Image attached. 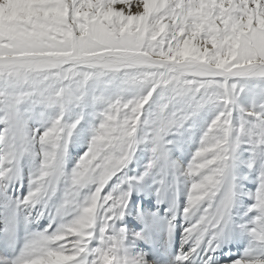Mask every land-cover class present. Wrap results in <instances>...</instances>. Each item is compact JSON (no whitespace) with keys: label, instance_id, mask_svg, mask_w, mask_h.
Wrapping results in <instances>:
<instances>
[{"label":"bare ground","instance_id":"6f19581e","mask_svg":"<svg viewBox=\"0 0 264 264\" xmlns=\"http://www.w3.org/2000/svg\"><path fill=\"white\" fill-rule=\"evenodd\" d=\"M65 1L67 19L70 21L73 32L83 34L89 27L95 33L101 34L109 47L117 43L105 36L103 30L107 29L111 21L131 19L134 9L140 5V0H88V3H81L78 0ZM143 1L147 3L150 0ZM157 2L163 4L161 9L154 13L150 12L149 15L153 17L158 15L162 19L168 34L175 39L176 44L172 49L164 40L154 38L153 42L148 41L145 44L144 55L149 59L166 61L168 69L172 68L169 64L175 62L190 63V61L205 60L214 71L204 72L214 74L217 67L223 65L214 59L218 58L215 52L219 41L218 26L210 27L211 30H208L204 19L202 23L196 24L193 15L196 12L200 13L202 8L192 11L186 19L179 20L178 17V11L184 7L198 8L202 1L191 3L184 0H158ZM223 4L232 12L231 2ZM99 6L106 8L107 15L98 22L89 14L96 16ZM168 10H173L174 13L170 15L167 13ZM241 11L242 14L231 15L232 27L236 30V33L232 35L235 37L238 34L244 39L249 38L246 44L250 48L247 50L249 53L239 49L242 52L238 56L242 55L243 60L238 63L242 65L252 62L263 63L264 17L260 16L257 9H250L249 4L244 5ZM143 18L147 23L150 22L144 14ZM219 23L223 25V28H227L225 20ZM58 35L54 36L57 41L60 40ZM235 40H237L236 37ZM235 40H232L233 44L236 43ZM121 43L128 45V41ZM57 46L62 47L64 44L61 42ZM224 56L232 61V54H224ZM226 73L212 81L221 93L225 89L229 91L232 82L236 80L235 77H230L231 71ZM155 87V85L151 86L149 91L153 92ZM230 94L231 91H229ZM194 100L189 101L191 109L200 106V98L195 102ZM234 103L238 101L234 100ZM210 106L206 109L205 116L191 114L190 122L183 124L180 123V116L171 114V111L168 114L140 115L139 120L141 118V122H145L146 127L140 129L136 141L130 147L125 143L128 134L126 130H123L120 117L114 118L102 109L85 108L80 125L76 131H73L75 136L70 135V139L66 140L68 143L72 140L75 144L66 145V141L64 142V157L68 162L65 166L74 168L73 165H75L74 169L76 173H79L82 165L89 166L95 162L93 158L97 160L98 156L99 158L105 156L101 160L109 158L110 163L104 167V170L98 172L99 179H97L101 181L100 185H104L102 192L106 188L108 179L113 175H118L117 177L121 179L125 178L123 181L129 184L125 189H119L121 193L118 195L115 194L119 191L114 190L115 184L109 185L102 200L100 196L90 192V198H87L88 205L83 206L85 213L79 216L80 205L82 203L86 205V198L81 200L83 196L86 197L85 182L82 179L73 181L69 174L71 169H63L67 180L61 184L62 190L55 188V191L57 190L66 198L69 188L75 187L63 208L70 209L69 214H72L70 221L74 224L69 232L61 228L68 219L61 218L62 216L58 213L59 202L64 201L63 199L60 201L52 199L56 212L37 208L28 211L25 206L31 200H41L40 192L35 191L32 198L27 197V204L24 202L9 204L7 200L1 198L0 193V204L4 203V206L0 205V254L6 255L4 247L7 244L13 245L11 253L16 244H20V253L13 258L15 263L21 262L22 256L25 255L24 259H27L25 262L34 256L30 261L31 264H67L73 261L67 259L72 256L68 253L76 251L74 261L77 264L82 261H88L87 264H108V262L100 261L101 255L98 251L103 250L106 257L111 258V254L116 256L113 251L109 253L106 248L108 244L105 243V246L101 247V241L106 238L112 239V242L117 241L116 233L109 232L115 227L117 234L120 235L123 250L121 254L124 252L123 258L126 264H264V137L263 144L257 141H254V144L240 141L236 132H240L241 127L237 126L238 131L234 129L233 110L230 109L223 114V117H219L216 114L217 103L215 105L212 103ZM250 112L264 136L262 124L264 114H255L257 109L253 108ZM57 117L59 118V115ZM28 118L29 121H33L31 115H28ZM42 124H40L41 127H44ZM36 130L38 134H43L40 126ZM199 132L203 134L201 137H196V133ZM221 149L226 150L221 152ZM35 150L36 158L42 162L46 158L42 147L38 146ZM87 157L91 158L87 160ZM206 158H208L207 161H204ZM82 160L85 161L81 163ZM30 162L37 165L36 160ZM187 164L188 167L185 166ZM5 168V163L0 160V169L5 170ZM30 168L32 167L29 166ZM73 173L75 176L81 175ZM37 175L40 176L39 172ZM48 176L47 178H50V175ZM11 177L12 175H9L7 182ZM15 179L16 177L12 180V186L15 185L14 183L20 186L22 181L20 184L18 179L20 180L21 177ZM25 179L29 180L27 176ZM6 183L3 184L0 179V191L1 185L5 188ZM32 183L36 187L39 185V182ZM26 184L27 186L20 191L22 194L17 193L21 197L26 193L25 189L29 182ZM42 185L45 187V182H41L40 186ZM52 185L49 184L46 189H42L44 192L49 191L48 197L52 195ZM17 186L14 191L21 189L17 190ZM30 194L31 191H28L27 195ZM166 194H169V203ZM112 201L119 205L114 207L117 219L105 231L101 223L112 218L110 216L113 215L110 214L113 211ZM50 202H47L48 206ZM121 202L123 203L120 206ZM105 204H108V213L102 219L99 214L106 207ZM91 206L96 208L94 215H92ZM18 213L21 214L22 225L28 222L33 226L31 230L23 226L20 236L17 235L15 226L16 219L19 217ZM36 213L38 216L43 215L44 219L38 218ZM55 219L58 220L57 224L54 223ZM94 226L95 231L92 230ZM98 227L100 231H105L100 237L97 236ZM86 228L88 238L80 234L73 239L70 235H78ZM4 233H9L10 239H5ZM56 236L60 240L67 237L68 241H64L63 245L60 241L58 243L53 241L52 247L56 245L59 247L54 250L57 257H52L50 250L46 248V252H49L46 253L43 251L45 245L41 244ZM171 237L176 238L179 243L176 253L171 252L169 244ZM69 243L71 250L65 253L64 248ZM95 244L100 247L94 253ZM87 248L89 251L82 254V251ZM153 256H155L154 259ZM121 257H119L120 260Z\"/></svg>","mask_w":264,"mask_h":264},{"label":"rangeland","instance_id":"374dc122","mask_svg":"<svg viewBox=\"0 0 264 264\" xmlns=\"http://www.w3.org/2000/svg\"><path fill=\"white\" fill-rule=\"evenodd\" d=\"M78 1L88 3V0ZM157 1L150 0L146 3L140 0V5L134 9L131 19L109 22L107 29L103 30L104 34L117 43L109 47L103 36L95 33L89 27L83 34L73 32L70 21L67 19L65 0H58V2L57 0H0V160L6 165L5 170L0 169V179L3 184L7 182L9 175H12L5 188L1 185L0 193L3 200H7L9 204L13 202L26 203L27 197L32 198L36 191L41 193V200L29 201V206L26 205L25 209L33 211L37 208L38 210L56 212V206L52 199L59 201L63 199L64 201L59 202L58 213L62 216L61 218L68 219L61 228L69 232L74 224L70 221L72 214H69L70 209L64 210L63 208L75 187L69 188L66 198L57 190L55 191V188L62 190L61 184L67 180L63 169H71L69 174L73 181L82 179L85 182L86 197L83 196L81 200L86 198V205L82 203L80 207L76 206L81 208L79 216L85 213L83 206L87 207L89 202L87 198H90V192L97 194L102 200L109 185L114 183V190L126 188L129 183L123 181L125 178L122 176L124 179H121L117 177L118 175H113L108 179L107 185L105 184L106 188L102 192L104 185H100L101 181L97 179H99L98 172L104 170V167L110 163L109 158L103 159L105 163L101 160L105 156H100V158L98 156L97 160L91 156L95 162L89 166L82 165L79 173H76L75 165H73L74 168L65 166L68 162L64 157V142L70 139V135H74L73 131H76L80 125L84 110L88 107L102 109L103 112L114 118L120 117L123 130H126L128 134L125 142L128 147L136 141L140 129L146 127L145 122H141V118L139 120L140 115L168 114L171 111V114L180 116V123L183 124L190 122L191 114L205 116L206 109L211 107L212 103L214 105L217 103L216 114L219 117H223V114L230 109L233 110L234 129L238 131L237 126L241 127V131L236 132L240 141L252 144L257 141L259 144H263V133L251 117L250 110L251 108L257 109L255 114H264V62L239 64L243 60L242 55L238 56L242 52L240 50L249 53L247 50L250 47L248 48L246 44L249 38L244 39L237 34L235 36L237 40H235L232 33H236V30L232 27L230 18L235 13L242 14L241 9H244L246 4H249L250 9H257L260 16L264 17V0H184L191 3L202 1V4L198 8L184 7L178 11L179 20L186 19L192 11L202 8L200 13L196 12L193 15L196 24L202 23V19H204L208 30H211L210 27L218 26L219 41L215 47L218 58L214 59L223 65H219L214 74L204 72L214 71L205 60L203 62L190 61V63L175 62L169 64L172 68L168 69L166 61L149 59L144 55L145 44L148 41L153 42L154 38L164 40L172 49L176 44L175 39L168 34L162 19L158 15L154 17L149 15L150 12L154 13L161 9L163 4ZM226 2H231L232 12L223 4ZM96 12V16L89 15L98 22L107 15L106 8L103 6H99ZM167 13L172 15L174 11L168 10ZM143 14L150 19L149 23L144 20ZM223 20L227 24L226 29L219 23ZM56 34H59L64 46H57L61 42L54 39ZM232 40H235L236 43L233 44ZM124 41H128V45L121 43ZM224 54H232V61L228 60ZM29 56L39 57L27 58ZM230 71V77L233 76L232 78L235 77L236 80L231 84V90L229 89L231 94L229 95V91L226 89L221 93L212 81ZM154 85L156 86L154 91L150 92V87ZM198 98H200L199 108L191 109L189 101L195 99V102ZM233 98L238 103H234ZM146 99L147 102H145ZM28 115L33 117V121H29ZM41 123L44 127H41ZM262 124L264 130V121ZM39 126L40 131L43 130V134H38L36 128ZM221 126L224 127V125ZM202 134V132L196 133V137H201ZM95 139L97 141V138ZM71 143L75 144L72 140L70 143L66 141V145ZM38 146L42 147V151L46 155L42 162L36 158L35 149ZM68 148L70 149V146ZM225 150L221 149L220 151L224 152ZM95 151L98 154V151ZM91 157L86 159L89 160ZM34 160L37 165L30 162ZM84 161L82 160L81 163ZM29 166L32 168L29 169ZM185 166L188 167V164ZM37 172L40 176L37 175ZM73 172L81 175L75 176ZM48 175L50 178H47ZM26 176L28 181L25 179ZM15 177V180L18 179L20 184L22 181L20 186H17V183L12 186L11 183ZM33 181L34 183L39 182L38 187L32 185ZM28 182L26 193L22 197L19 196L17 193L22 194L20 191L27 186ZM41 182H45V187L44 185L40 186ZM49 184H53L50 197H48L49 191H42ZM16 186L17 190L21 189L14 191ZM40 187L42 188L39 189ZM28 191H31L29 196L27 195ZM120 193L121 190L115 194ZM168 198L169 194H166L169 203ZM48 201H51L50 206L47 205ZM3 204L0 205L4 206ZM111 204L113 211L110 214L113 215L110 216L112 218L101 223L105 227V231L117 219L114 207L119 205L113 201ZM107 205L105 204L106 207L99 214L102 219L108 213ZM91 208L93 209L92 215H94L96 208L94 206ZM17 216L19 217L16 219L15 226L17 235L20 236L23 226L27 230H31L33 226L28 222L22 225L21 214L18 213ZM37 217L44 219L43 215H37ZM57 221L55 219L54 223L57 224ZM92 230L95 231L96 227H92ZM105 231H100V227H98L97 236L100 237ZM109 232L116 233L117 241L112 242V239L106 238L101 241V247L105 246V243L108 244L106 248L109 253L113 251L116 256L110 253L112 257H106L103 250L101 252L99 250L98 253L101 255L99 259L101 262H108V264L124 263L120 235L117 234L115 227ZM80 234L87 238L89 236H87V228L78 235H70L75 239ZM90 237L92 238V235ZM53 241L56 243L60 241L63 245L68 241V238L60 240L56 236L41 244L45 245L43 251L46 252L48 249L52 257H57L54 250L59 245L52 247ZM70 245V243L66 244L65 253L70 252ZM99 247L100 245L95 244L94 253ZM84 253L86 252L82 251V254ZM68 254L72 256L67 259L74 261L76 251ZM33 257L25 262L27 259H24V255L21 262L15 263L13 261L15 257L9 259L0 254V264H31L30 261ZM104 257L105 259H103ZM73 261L67 264H74ZM84 262L79 264H84ZM87 262L85 263L87 264ZM75 264L77 263L75 262Z\"/></svg>","mask_w":264,"mask_h":264},{"label":"water","instance_id":"95a60500","mask_svg":"<svg viewBox=\"0 0 264 264\" xmlns=\"http://www.w3.org/2000/svg\"><path fill=\"white\" fill-rule=\"evenodd\" d=\"M39 56H29L27 58H38ZM41 57H45V56H41Z\"/></svg>","mask_w":264,"mask_h":264}]
</instances>
